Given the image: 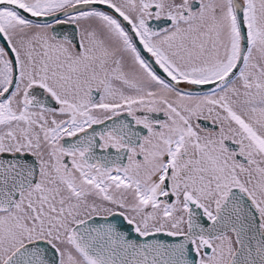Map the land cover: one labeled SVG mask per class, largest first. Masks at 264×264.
<instances>
[{
    "label": "snow or ice",
    "instance_id": "6c2138e0",
    "mask_svg": "<svg viewBox=\"0 0 264 264\" xmlns=\"http://www.w3.org/2000/svg\"><path fill=\"white\" fill-rule=\"evenodd\" d=\"M0 264H264V0H0Z\"/></svg>",
    "mask_w": 264,
    "mask_h": 264
}]
</instances>
